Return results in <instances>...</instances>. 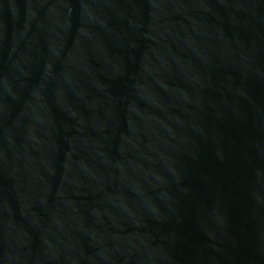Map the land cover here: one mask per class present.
Instances as JSON below:
<instances>
[{"label": "water", "instance_id": "1", "mask_svg": "<svg viewBox=\"0 0 264 264\" xmlns=\"http://www.w3.org/2000/svg\"><path fill=\"white\" fill-rule=\"evenodd\" d=\"M0 264H264V0H0Z\"/></svg>", "mask_w": 264, "mask_h": 264}]
</instances>
